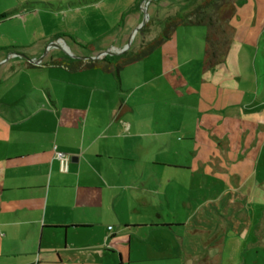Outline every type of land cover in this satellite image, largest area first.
<instances>
[{
    "label": "crops",
    "instance_id": "obj_1",
    "mask_svg": "<svg viewBox=\"0 0 264 264\" xmlns=\"http://www.w3.org/2000/svg\"><path fill=\"white\" fill-rule=\"evenodd\" d=\"M255 1H237L236 15L231 22L233 41L226 58L232 66L227 71L232 74L223 77L221 87L203 79L197 89L187 83L186 77H179L177 70L165 76L180 97H190L188 107L197 114L198 123L172 131L156 129V144L150 141L141 145L139 153L144 154L140 156L146 162L142 175L149 176L150 180L148 183L137 182L138 191L151 192L150 185L156 181L158 192H162L159 198L161 209L173 204L171 190L176 189L171 186L176 183L189 188L194 176L204 177L211 193L199 209L185 201L179 203L178 208L186 209L187 216L178 217L172 225H167V217L161 214L160 227L141 226L145 223H133L121 217L125 214L124 207L121 212L116 209L124 197L123 193L116 192L126 186V174L122 168L112 170L105 165L106 161L107 165L116 160L130 162L116 159L111 154L109 139L119 137V146L123 150L125 145L121 136L131 139L134 129L135 135H149L146 132L140 134V127L129 120L140 107L122 106L116 101L120 89H97V104L105 112H96L100 119L91 123L89 114H95V111L88 105L95 102L96 95L89 100L70 90L69 82L74 80L73 76L97 70L70 71L61 67L70 60H58L55 62L57 67L38 69L20 57L18 59L22 62L17 67L8 68L3 65V58L6 55L7 61L11 55L17 54L9 53V50H21L29 60H35L37 57L26 52L42 39L27 25L22 27L26 34L22 40L15 38L4 44L0 38V59H3L0 62V84L18 71H27L32 78L35 74H46V80H37L43 92L36 93L39 96H35L36 102L41 107L43 104L48 106L50 112H56L59 130L64 127L67 133H80L82 137L76 141L73 153L62 154L68 159L65 171L57 155L46 152L40 141L32 140L27 129L21 130L27 122L17 117L22 112H2L4 103L0 98V114L12 127L11 133L5 131L10 137L4 141L0 139V264H135L133 262L137 261H132L131 254L133 249L137 254L142 253L146 239L141 234L147 229L154 235L160 234L179 242L178 258L183 259V264H195L197 258L211 256L201 240L203 237L206 240L207 236L211 242L217 235V264H242L238 256L255 249V207L260 206L259 215L264 211V178L259 181L256 170L257 162L262 158L260 153L264 152V90L261 91L260 86L255 90V62L260 57L259 54L255 61V25L260 12ZM25 14L15 11L11 18L0 22V27L35 17ZM56 31L60 32L59 29ZM257 39V44L264 43L263 37ZM205 52L206 49L203 64ZM109 59L116 63L125 58ZM262 62L264 64V59ZM104 75L111 76L114 85L121 84L114 73ZM190 75L194 76V72L191 71ZM262 78L264 80V75ZM235 81L242 87H236ZM71 94L81 101V106H76L75 102L69 104ZM106 101H115V104L107 107ZM31 105H34L32 100ZM12 117L14 119L10 120ZM175 134L181 139H175ZM101 136L107 139L104 144L100 143L104 140ZM176 150L182 158L191 161V166L184 161L182 165L177 163L182 167H172L180 160L173 161L167 153L174 154ZM166 172L171 175L165 182ZM167 189L170 191L166 192ZM146 196L140 199V205H154ZM172 212L169 217L174 219L173 205ZM110 216L118 218L119 233L107 225ZM217 227L220 231L210 234L213 230L218 231ZM199 232L204 233L202 239ZM125 245H128L127 249Z\"/></svg>",
    "mask_w": 264,
    "mask_h": 264
},
{
    "label": "rangeland",
    "instance_id": "obj_2",
    "mask_svg": "<svg viewBox=\"0 0 264 264\" xmlns=\"http://www.w3.org/2000/svg\"><path fill=\"white\" fill-rule=\"evenodd\" d=\"M203 1L0 0V16L7 13L12 15L15 11L35 16L25 19V22L21 20L14 21L0 27V38L4 44L13 42L15 38L22 40L26 36L22 27L27 25L29 30L33 29L35 35L38 38L41 37L42 40L36 46H32L26 53L37 57V59L30 60L29 62L31 66L38 69L57 67L55 62L58 60L69 61L71 59L69 54L79 57L97 58L106 52H110L106 58L118 59L122 57L129 59L134 58L149 43L163 37V34L167 31V24L171 20L189 15ZM255 4L260 9L258 24L255 25V61L260 54L259 59H257L258 61L255 62V90L260 86L262 91L264 90V80H262V76L264 75V64H262L264 59L262 56L264 53V43L257 44L256 41L258 37L264 38V0H257ZM144 11L148 13L147 19H145ZM39 13H42V15L39 16ZM43 13H49L51 16L44 15ZM56 29H59L60 32L56 31ZM136 31L137 33L132 39L130 48L126 50L131 36ZM206 33L207 29L204 27H181L177 29V31L171 34L170 39L149 57L138 61L135 65L126 67L120 72L121 86L119 83H115L114 85L111 76L104 75L99 71L80 73L75 77L73 76L74 80L69 82L70 90L77 91L80 95L88 97L89 100L93 95L98 94V91L96 92L97 89H120L121 92L118 93L116 101L121 102L122 106L137 105L140 107L139 112L131 115L129 120L136 124V127H140V134L146 132L149 135H135L134 129V135L131 139L121 136L120 138L125 145L123 150L119 146V137L114 140L109 139L108 142L112 145L111 154L116 159H127L130 162L116 160L111 165H107V161L105 162L106 168L112 170L122 168L126 174V186L117 189L116 192L123 193L124 197V199H121L120 206L117 207L116 211L121 212L120 209L124 207L125 214L121 217H124L127 221L145 223L141 224V226L160 227L162 226L160 215L164 214L167 217V225H172V223H176L175 221L178 217L183 219V217L186 218L187 216L186 209L178 208L179 203L184 204L185 201L190 203V206H193V208L199 209L204 205L206 197H210L211 190L208 188L207 180L202 176L192 177L191 181H193V185L190 184L189 188L175 183L171 186L176 189L171 190L174 193L171 198L176 218L172 219L169 217L173 213L172 205L161 209L160 204L162 201L159 198L162 192H158L156 181L153 180L150 185L151 192L147 194L139 192L137 185L139 181L148 183L150 180L149 176L143 177L142 175L145 172L146 162L144 159H141L140 155L144 156V154L139 153L141 151L139 148L150 141L156 144V129L159 131H172L173 128L177 129L185 125L189 127V125L193 126L198 123L197 114L193 109L188 107L187 99H190V97H180L170 87L168 79L165 76L177 70L178 73L176 74L179 77H186L187 83L189 82L193 87L198 89L201 84L200 81L203 79H209L212 85L221 87L224 80L223 77L230 74L227 70L232 66L229 62L227 63L226 59L218 67L212 69L203 64V54L207 47ZM124 50L123 54L119 53ZM9 53L17 54L11 55L7 61H5L6 55L3 58L4 61L0 59V62L3 61V65L6 64L8 68L11 66L17 67L18 63L22 62L20 61L22 59L27 61L24 57H28L22 54L23 51L21 50L14 51L11 49ZM18 55H22V57ZM18 57L22 59L19 60ZM40 60L41 62L39 63ZM85 62L93 61L89 60ZM61 67L66 70L68 69L66 64L61 65ZM232 70L230 69V72ZM191 71L194 72V76L190 75ZM29 74L27 71H18L7 82L0 84V98L3 99L4 103L2 112H22L17 117L27 122L22 126L23 129L21 130L27 129L32 140L40 141L42 148L46 152L50 151L57 156L73 153L76 150V141L80 140V138L82 139L79 135L80 133L78 135L74 132L67 133L68 131L64 127L59 130V118L56 112H50L48 106L44 104L42 107L39 106L35 99V96L39 97L36 93L40 94L43 92L39 88L37 80H46V74H35L34 79ZM173 74L175 75V73ZM232 82H229V84L232 85ZM237 83L235 86L241 88V84ZM68 99L70 101L69 104L75 102L76 106H81V101L75 99L72 94L68 96ZM88 99L87 101L89 102ZM31 100L34 103L33 107ZM114 102L109 103L106 101L105 105L108 107L115 104ZM83 104L86 105L85 102ZM43 107L45 108L43 109ZM91 107L92 111H95V114H89V119L93 123V121L100 119L97 117L99 115L96 112H105V110L97 104V95L94 103L89 102L88 108L90 109ZM1 114L0 139L4 141L6 137H10L5 135V131L11 133L12 127L6 124ZM13 119L14 117L10 120ZM180 137L179 134H175V139H179ZM103 138L104 140L100 142L101 144H104L105 140H107L105 137ZM57 146L60 147L59 152L57 151ZM61 151L63 152L61 153ZM261 155L262 158L257 162L256 168L259 181H262L264 178V152H261ZM167 156L173 161H175L174 159L180 160V162L175 161L172 167H182L177 166V163L182 165L185 162L191 166V161L182 158L178 150L174 154L168 152ZM154 164L162 165L158 163ZM170 175V173H165V182L170 180ZM169 191V189L166 190V192ZM144 195H147V199L151 200L154 205L141 206L139 201L145 197ZM259 207H255V222H257L255 225V249L247 250L238 256L242 264H264V211H261L259 215ZM107 222L108 226L114 228L118 233L120 232L117 226L119 224L118 218L110 216ZM217 229L218 231L213 230L210 234L214 235L220 231L219 227ZM98 230H102V228ZM221 231L224 232L225 230ZM143 232L141 237L146 239V241L143 243L144 247L141 254H137L133 249L131 254L132 261H137L133 263L183 264V259L178 258L180 255L179 242L161 237L160 234L154 235L149 229ZM199 233L202 239L204 233ZM217 236L211 242L207 236V241L203 237V240H201L202 244L206 246V251L212 255H208L209 257L204 259L197 258L195 264H217L219 262V256L216 255L219 248ZM124 247L127 249L128 245ZM125 253L124 251V258L127 259Z\"/></svg>",
    "mask_w": 264,
    "mask_h": 264
},
{
    "label": "trees",
    "instance_id": "obj_3",
    "mask_svg": "<svg viewBox=\"0 0 264 264\" xmlns=\"http://www.w3.org/2000/svg\"><path fill=\"white\" fill-rule=\"evenodd\" d=\"M237 0H204L192 13L174 18L167 24V31L163 37L149 43L134 58L123 59L113 63L109 58L103 61L84 63L70 59L67 70H97L102 74H113L120 81V72L127 66L149 57L170 39L177 29L181 27H204L207 29V47L204 64L208 68H216L227 58L233 41L234 29L231 22L236 15ZM11 14L0 16V22L7 20ZM60 63V62H59Z\"/></svg>",
    "mask_w": 264,
    "mask_h": 264
},
{
    "label": "water",
    "instance_id": "obj_4",
    "mask_svg": "<svg viewBox=\"0 0 264 264\" xmlns=\"http://www.w3.org/2000/svg\"><path fill=\"white\" fill-rule=\"evenodd\" d=\"M144 14H145V19H147V17H148V13H147V11H144ZM145 22H146V20L144 21V24H145ZM138 30H139V29H138ZM138 30H137V31H138ZM137 31L131 36L130 41H129V44H128L126 50L130 48L131 43H132V39H133V37L135 36V34L137 33ZM124 52H125V50L122 51V52H119V53H120V54H123ZM109 54H110V52H106L104 55H102L101 57H97V58H83V57H79V56H73V55H71V54H69V56H70L71 59H73V60H77V61H89V60L96 61V60H103V59L106 58ZM18 56L22 57V55H18ZM24 59H26L27 61H30V60H29L28 58H26V57H24ZM40 62H41V60L39 61V63H40Z\"/></svg>",
    "mask_w": 264,
    "mask_h": 264
},
{
    "label": "built area",
    "instance_id": "obj_5",
    "mask_svg": "<svg viewBox=\"0 0 264 264\" xmlns=\"http://www.w3.org/2000/svg\"><path fill=\"white\" fill-rule=\"evenodd\" d=\"M58 157L62 161L63 170L67 171L68 159L63 158L61 154ZM110 230H112V228H110Z\"/></svg>",
    "mask_w": 264,
    "mask_h": 264
}]
</instances>
